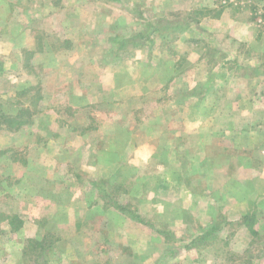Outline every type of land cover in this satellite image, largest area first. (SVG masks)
Instances as JSON below:
<instances>
[{
	"label": "rangeland",
	"instance_id": "rangeland-1",
	"mask_svg": "<svg viewBox=\"0 0 264 264\" xmlns=\"http://www.w3.org/2000/svg\"><path fill=\"white\" fill-rule=\"evenodd\" d=\"M22 224L19 264H264V0H0V264Z\"/></svg>",
	"mask_w": 264,
	"mask_h": 264
},
{
	"label": "crops",
	"instance_id": "crops-1",
	"mask_svg": "<svg viewBox=\"0 0 264 264\" xmlns=\"http://www.w3.org/2000/svg\"><path fill=\"white\" fill-rule=\"evenodd\" d=\"M80 138V137H79ZM57 144L55 143V144H53V147L54 146H56ZM41 149H39V151H40ZM153 150V148L151 147V151ZM42 151V150H41ZM143 152V150H139V154H140V152ZM56 152H63V151H60V150H57L56 149ZM143 161H144V158H141ZM145 161H147V159L145 158ZM62 164H64L65 166L66 165H68L66 162H64V163H62ZM56 166H58V164L55 162V164H54V166L53 167H56ZM88 178H89V176H88ZM92 181H93V179H91ZM86 181H89V180H86ZM173 186H175V184H173V182H171V186L170 187H173ZM178 196H179V194H178ZM152 204V203H151ZM201 204V203H200ZM230 205H232V204H230ZM209 206H210V204L208 203L207 204V210L209 209ZM69 211H71L72 212V209L73 208H75V206H72V205H70L69 206ZM203 210L204 211H202V212H205V206H203ZM201 212V213H202ZM200 215V214H199ZM201 216V215H200ZM134 217V216H133ZM137 217V218H136ZM134 219L135 220H137V222H139V223H142L141 221H140V216H138V215H136L135 217H134ZM91 225H93V223H91ZM100 225H102L101 227H98V228H95L96 230L95 231H97V232H99V231H101V234H102V232H103V229H104V223H102L101 222V224ZM85 226H87V224L85 225ZM23 227V228H22ZM124 226H117V227H113V228H116L115 230H117V229H119V230H123L122 228H123ZM90 228V227H89ZM113 228H111V229H113ZM83 230H86V231H88L89 229H87L86 227H84L83 228ZM119 230H117V231H119ZM23 231V233H24V225L22 224V225H18L15 229L14 228H12L11 230H10V232L11 233H18V232H22ZM199 231H200V227H199ZM96 232V233H97ZM24 238L23 239H21V241H19V243H17V245H16V247H15V251H13V253H11L10 255H9V257H10V259H8V260H6V261H4V263H2V264H12V262H14V264H19L22 260H23V253H22V249H23V244H24V241H28V240H30L31 238H33L35 235L33 234V235H27V234H25L24 233ZM98 237V236H97ZM102 237V236H101ZM98 241V240H97ZM59 244L60 245H63V246H71V244H70V242L68 241V239H63L62 241H59ZM100 246V245H99ZM99 257V255H97V257H95V259H97ZM181 259H183L182 257H181ZM66 260V258L65 259H60V261L59 262H62L63 264L64 263H66V262H64ZM178 260H180L179 258H178ZM71 261H72V257H71ZM71 263V262H70Z\"/></svg>",
	"mask_w": 264,
	"mask_h": 264
},
{
	"label": "trees",
	"instance_id": "trees-1",
	"mask_svg": "<svg viewBox=\"0 0 264 264\" xmlns=\"http://www.w3.org/2000/svg\"><path fill=\"white\" fill-rule=\"evenodd\" d=\"M15 120H16V121H14V124H15V125H18L17 123H19V122L17 121V118H16ZM15 220H16V222H17V221H18V218L15 217ZM16 227H17V226H16ZM16 227H15V228H16ZM15 228H14V229H15ZM28 241L30 242V240H28Z\"/></svg>",
	"mask_w": 264,
	"mask_h": 264
}]
</instances>
